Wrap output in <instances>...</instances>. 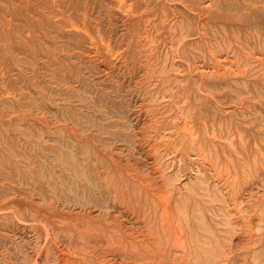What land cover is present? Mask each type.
<instances>
[{"label":"rangeland","instance_id":"obj_1","mask_svg":"<svg viewBox=\"0 0 264 264\" xmlns=\"http://www.w3.org/2000/svg\"><path fill=\"white\" fill-rule=\"evenodd\" d=\"M0 264H264V0H0Z\"/></svg>","mask_w":264,"mask_h":264},{"label":"bare ground","instance_id":"obj_2","mask_svg":"<svg viewBox=\"0 0 264 264\" xmlns=\"http://www.w3.org/2000/svg\"><path fill=\"white\" fill-rule=\"evenodd\" d=\"M241 15V14H240ZM248 46V45H247Z\"/></svg>","mask_w":264,"mask_h":264}]
</instances>
